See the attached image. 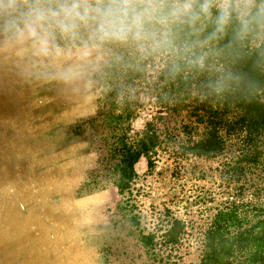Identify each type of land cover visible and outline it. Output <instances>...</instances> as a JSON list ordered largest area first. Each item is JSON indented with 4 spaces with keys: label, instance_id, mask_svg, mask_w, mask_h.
Here are the masks:
<instances>
[{
    "label": "rangeland",
    "instance_id": "obj_1",
    "mask_svg": "<svg viewBox=\"0 0 264 264\" xmlns=\"http://www.w3.org/2000/svg\"><path fill=\"white\" fill-rule=\"evenodd\" d=\"M132 101L130 123L141 131L157 115L155 98L141 93ZM97 112L82 116L53 91L34 95L0 66V264H143L127 237L129 212L117 209L125 201L117 188H100L111 141L90 125ZM240 149L229 141L215 159L163 149L152 170L145 158L136 165L142 229L161 233L172 219L184 225L171 263L201 264L217 213L233 201L254 202L249 191L238 198L221 174Z\"/></svg>",
    "mask_w": 264,
    "mask_h": 264
},
{
    "label": "clouds",
    "instance_id": "obj_2",
    "mask_svg": "<svg viewBox=\"0 0 264 264\" xmlns=\"http://www.w3.org/2000/svg\"><path fill=\"white\" fill-rule=\"evenodd\" d=\"M0 66L82 116L130 74L189 101L264 104V0H0Z\"/></svg>",
    "mask_w": 264,
    "mask_h": 264
},
{
    "label": "trees",
    "instance_id": "obj_3",
    "mask_svg": "<svg viewBox=\"0 0 264 264\" xmlns=\"http://www.w3.org/2000/svg\"><path fill=\"white\" fill-rule=\"evenodd\" d=\"M180 91L164 84L163 78L153 81L147 75L130 74L119 97L111 92L99 101L90 125L107 134L104 141H111L106 155L99 149L107 156V174L100 188H117L125 201L117 209L129 212L127 237L135 242L133 248L143 251L139 255L143 264H177L170 259L182 240L184 225L172 219L161 233L142 229L135 213L140 195L135 188L136 165L145 158L152 170L163 149H180L179 156L215 159L235 140L240 152L224 165L221 174L238 191V198L249 191L254 202L240 205L233 201L217 213L205 233L201 264H264V104L214 106L189 101ZM141 93L155 98L157 115L135 131L130 106H137L132 99Z\"/></svg>",
    "mask_w": 264,
    "mask_h": 264
}]
</instances>
